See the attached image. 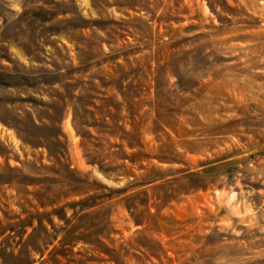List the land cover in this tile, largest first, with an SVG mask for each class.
<instances>
[{"label": "rangeland", "instance_id": "374dc122", "mask_svg": "<svg viewBox=\"0 0 264 264\" xmlns=\"http://www.w3.org/2000/svg\"><path fill=\"white\" fill-rule=\"evenodd\" d=\"M0 264H264V0H0Z\"/></svg>", "mask_w": 264, "mask_h": 264}]
</instances>
